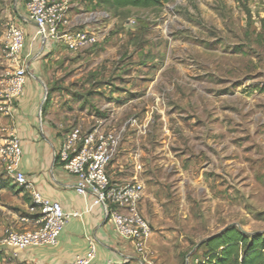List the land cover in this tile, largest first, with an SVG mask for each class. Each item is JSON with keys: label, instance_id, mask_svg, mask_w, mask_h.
Here are the masks:
<instances>
[{"label": "rangeland", "instance_id": "1", "mask_svg": "<svg viewBox=\"0 0 264 264\" xmlns=\"http://www.w3.org/2000/svg\"><path fill=\"white\" fill-rule=\"evenodd\" d=\"M97 9L80 27L97 28L102 44L86 61L74 55L61 65L45 99L61 93L75 125H104L115 112L112 126L132 141L149 181L167 194L166 213L182 223V264L201 263L199 244L229 225L264 232V0ZM0 167L1 242L6 228L21 227L31 200ZM0 264H16L1 244Z\"/></svg>", "mask_w": 264, "mask_h": 264}, {"label": "crops", "instance_id": "2", "mask_svg": "<svg viewBox=\"0 0 264 264\" xmlns=\"http://www.w3.org/2000/svg\"><path fill=\"white\" fill-rule=\"evenodd\" d=\"M82 1L70 0L69 14L74 26L87 22L84 19L86 12H99L93 0L86 2V8ZM25 4L26 0L4 1L1 17L4 27L15 25L25 35L21 56L27 80L23 93L15 100L12 117L6 118L0 114V122L3 123L0 124V136L14 131L21 141V170L33 183L35 190L45 199L58 202L66 214L80 216L67 220L56 246L28 248L20 252L18 258H11L16 264H71L77 257L87 255L92 241L96 246V258L91 264H182V253L189 245L182 235V223L176 216L166 213L163 202L167 199V194L156 182V178L149 181L151 174L148 172V165L137 160L138 155L131 148V140L122 143L107 172L114 184L138 181L144 186L141 211L151 223L152 234L147 240L143 255L132 243L115 232L105 206H93V194L81 196L77 193L76 176L67 173L59 164L57 158L64 132L71 126L89 130L98 123L93 127L87 126L84 121L79 125L73 124L76 118L65 107L62 109L61 93L54 92L53 99L49 102L45 96L55 82L60 66H68L74 55H79L82 61H86L89 54L85 52L88 49L74 53L55 40H45L38 36L37 26L29 19ZM86 29L97 30L92 26H87ZM5 31L0 36V76L7 66L2 55ZM68 83L67 81L66 85ZM1 90L0 87V92ZM114 113H109L108 120L102 125L103 130H117L112 124L116 117ZM142 166L143 170H140ZM151 208L155 210L154 215L150 212ZM183 220L185 223L189 222V219ZM170 250L172 252L169 254ZM156 256L159 258L156 259ZM167 261L170 263H166Z\"/></svg>", "mask_w": 264, "mask_h": 264}, {"label": "built area", "instance_id": "3", "mask_svg": "<svg viewBox=\"0 0 264 264\" xmlns=\"http://www.w3.org/2000/svg\"><path fill=\"white\" fill-rule=\"evenodd\" d=\"M28 17L37 26V35L52 39L68 51L77 53L100 44L101 36L80 26H74L69 14L70 0H28L25 4ZM25 35L21 28L9 25L2 45L7 64L0 76V114L13 115L15 100L23 93L27 71L22 63ZM102 123L86 130L71 126L63 134L58 162L69 174L76 176V191L81 196L93 194V206H105L115 232L132 243L138 252H144L152 234L151 223L141 211L144 186L138 181L127 184L112 183L107 169L119 153L124 140L121 130H103ZM22 147L18 135L8 132L0 136V165L19 188H24L31 200L27 214L20 218L21 227L6 228L1 246L12 258L33 247L56 246L67 220L79 214H66L58 202L45 199L21 170ZM31 227V228H29ZM96 258V246L90 241L85 256L71 264H91Z\"/></svg>", "mask_w": 264, "mask_h": 264}, {"label": "trees", "instance_id": "4", "mask_svg": "<svg viewBox=\"0 0 264 264\" xmlns=\"http://www.w3.org/2000/svg\"><path fill=\"white\" fill-rule=\"evenodd\" d=\"M93 1L96 5H100L108 11L116 12L133 8H159L173 0ZM1 31L0 27V35ZM3 185L5 184H1L0 187ZM20 191L22 193L25 189L21 188ZM201 247H204L205 253L203 255L204 260L199 264H264V232L262 234L246 235L237 227L230 226L218 234L209 237Z\"/></svg>", "mask_w": 264, "mask_h": 264}, {"label": "water", "instance_id": "5", "mask_svg": "<svg viewBox=\"0 0 264 264\" xmlns=\"http://www.w3.org/2000/svg\"><path fill=\"white\" fill-rule=\"evenodd\" d=\"M230 226H235V227H237L242 233H244V234H246V235H255V234H262V233H263V232H256V233H248V232H245L244 230H242L241 226H239V225H237V224L229 225V226H227L226 228H228V227H230ZM226 228H224V229H226ZM224 229H223V230H224ZM207 239H208V238H207ZM207 239L203 240V241L199 244V246H202L203 243H204Z\"/></svg>", "mask_w": 264, "mask_h": 264}]
</instances>
